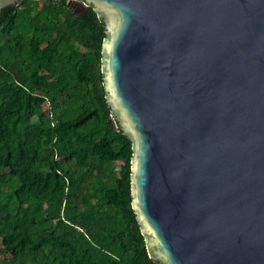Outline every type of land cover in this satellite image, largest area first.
<instances>
[{
    "label": "water",
    "instance_id": "1",
    "mask_svg": "<svg viewBox=\"0 0 264 264\" xmlns=\"http://www.w3.org/2000/svg\"><path fill=\"white\" fill-rule=\"evenodd\" d=\"M82 1L149 257L264 264V0Z\"/></svg>",
    "mask_w": 264,
    "mask_h": 264
},
{
    "label": "trees",
    "instance_id": "2",
    "mask_svg": "<svg viewBox=\"0 0 264 264\" xmlns=\"http://www.w3.org/2000/svg\"><path fill=\"white\" fill-rule=\"evenodd\" d=\"M37 3L0 12V264H161L105 96L104 23L91 4Z\"/></svg>",
    "mask_w": 264,
    "mask_h": 264
},
{
    "label": "rangeland",
    "instance_id": "3",
    "mask_svg": "<svg viewBox=\"0 0 264 264\" xmlns=\"http://www.w3.org/2000/svg\"><path fill=\"white\" fill-rule=\"evenodd\" d=\"M43 1H44V0H38V3H37V4H38V5H41ZM69 4H70V7H71L75 12H78L79 10H81V8L84 7V3H83L82 0H70V1H69ZM117 164H119V163H117ZM0 244H1V242H0Z\"/></svg>",
    "mask_w": 264,
    "mask_h": 264
},
{
    "label": "flooded vegetation",
    "instance_id": "4",
    "mask_svg": "<svg viewBox=\"0 0 264 264\" xmlns=\"http://www.w3.org/2000/svg\"><path fill=\"white\" fill-rule=\"evenodd\" d=\"M71 8V7H70Z\"/></svg>",
    "mask_w": 264,
    "mask_h": 264
}]
</instances>
